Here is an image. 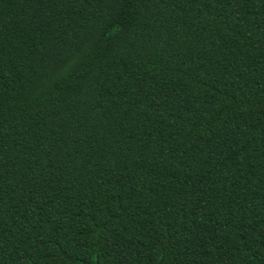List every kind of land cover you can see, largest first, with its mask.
<instances>
[{
	"label": "trees",
	"instance_id": "1",
	"mask_svg": "<svg viewBox=\"0 0 264 264\" xmlns=\"http://www.w3.org/2000/svg\"><path fill=\"white\" fill-rule=\"evenodd\" d=\"M0 264H264V0H0Z\"/></svg>",
	"mask_w": 264,
	"mask_h": 264
}]
</instances>
